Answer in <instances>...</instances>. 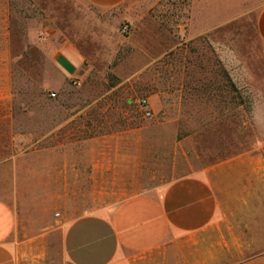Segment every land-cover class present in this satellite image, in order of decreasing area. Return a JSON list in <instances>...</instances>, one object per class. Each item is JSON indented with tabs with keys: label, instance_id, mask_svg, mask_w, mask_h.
<instances>
[{
	"label": "rangeland",
	"instance_id": "obj_1",
	"mask_svg": "<svg viewBox=\"0 0 264 264\" xmlns=\"http://www.w3.org/2000/svg\"><path fill=\"white\" fill-rule=\"evenodd\" d=\"M9 1L0 196L19 209L26 227L47 222L50 212L54 218L81 215L99 197L83 195L82 187L110 194L165 181L152 179L155 174L264 154V62L253 13L189 40L183 31L190 0H160L133 23L80 0ZM51 35L78 57L75 76L56 69L58 47L52 52L39 45ZM94 137L112 141L102 143L98 177L82 180V140ZM20 155L23 160L5 163ZM115 160L134 178L116 177Z\"/></svg>",
	"mask_w": 264,
	"mask_h": 264
},
{
	"label": "crops",
	"instance_id": "obj_2",
	"mask_svg": "<svg viewBox=\"0 0 264 264\" xmlns=\"http://www.w3.org/2000/svg\"><path fill=\"white\" fill-rule=\"evenodd\" d=\"M80 1L97 12H115L130 23L147 16L160 2ZM9 3L0 0V91L4 99L10 97ZM190 3L183 31L189 40L230 18L253 13L264 62V0ZM39 45L52 52L58 47L52 60L56 69L67 77L77 74L78 57L63 41L51 35ZM104 139L112 141V137L82 140V180L97 178L103 169ZM23 157L15 156L5 163L19 162ZM115 162L116 177L134 178L122 163ZM155 175L152 179L165 181L115 188L110 194L96 186L89 191L82 187L83 195L99 197L89 207L84 205L81 215L54 218L50 212L47 222L27 227L19 209L0 196V264H264L262 152L232 156L204 169ZM103 194L108 196L103 198Z\"/></svg>",
	"mask_w": 264,
	"mask_h": 264
},
{
	"label": "built area",
	"instance_id": "obj_3",
	"mask_svg": "<svg viewBox=\"0 0 264 264\" xmlns=\"http://www.w3.org/2000/svg\"><path fill=\"white\" fill-rule=\"evenodd\" d=\"M128 31V28L126 27V26H124L123 28H122V33H126ZM139 106H140V108H142L143 110H147V107H148V103H147V101H145V100H141L140 102H139ZM144 116H145V118H147V119H149V118H151V113L149 112V111H146L145 113H144Z\"/></svg>",
	"mask_w": 264,
	"mask_h": 264
},
{
	"label": "trees",
	"instance_id": "obj_4",
	"mask_svg": "<svg viewBox=\"0 0 264 264\" xmlns=\"http://www.w3.org/2000/svg\"><path fill=\"white\" fill-rule=\"evenodd\" d=\"M10 30H11V29H10ZM11 33H12V30H11ZM11 33H10V35H12Z\"/></svg>",
	"mask_w": 264,
	"mask_h": 264
}]
</instances>
